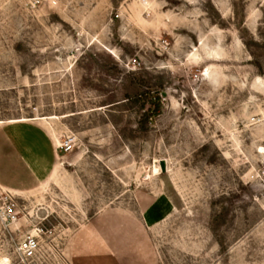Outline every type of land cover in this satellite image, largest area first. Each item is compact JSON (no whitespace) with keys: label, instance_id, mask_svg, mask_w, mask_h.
<instances>
[{"label":"rangeland","instance_id":"374dc122","mask_svg":"<svg viewBox=\"0 0 264 264\" xmlns=\"http://www.w3.org/2000/svg\"><path fill=\"white\" fill-rule=\"evenodd\" d=\"M0 175V262L264 264V0H0Z\"/></svg>","mask_w":264,"mask_h":264},{"label":"crops","instance_id":"0c3cea01","mask_svg":"<svg viewBox=\"0 0 264 264\" xmlns=\"http://www.w3.org/2000/svg\"><path fill=\"white\" fill-rule=\"evenodd\" d=\"M24 159L26 160L27 167H30L32 171L39 177L40 184L45 179L40 176V170H37L35 157H30L29 154L24 152ZM0 184L3 188L11 191H27L34 187L20 189L14 187L9 181L3 179L0 175ZM95 223L103 224V218L88 221L82 233L79 234L78 251L75 252L74 258L76 264H121L120 258L129 257L128 254L121 253L116 247V235L109 234L106 230L103 232V228L97 229ZM132 235H128V242L132 240ZM133 255V253H131Z\"/></svg>","mask_w":264,"mask_h":264},{"label":"built area","instance_id":"2783aa9c","mask_svg":"<svg viewBox=\"0 0 264 264\" xmlns=\"http://www.w3.org/2000/svg\"><path fill=\"white\" fill-rule=\"evenodd\" d=\"M62 147L70 149V142H65ZM10 213L4 217V223L16 220V213L9 206ZM43 229L38 228L34 234H28L18 244L17 251L23 260L34 258L42 249V233Z\"/></svg>","mask_w":264,"mask_h":264},{"label":"trees","instance_id":"16d2710c","mask_svg":"<svg viewBox=\"0 0 264 264\" xmlns=\"http://www.w3.org/2000/svg\"><path fill=\"white\" fill-rule=\"evenodd\" d=\"M147 93H144L142 95H140V97H146ZM148 98H144L143 100L145 101V103H150V107L146 110V116L148 117H154L155 115H157L162 107H163V100L162 97L160 96L159 93H154L153 95L151 94L150 97V101L147 100Z\"/></svg>","mask_w":264,"mask_h":264},{"label":"bare ground","instance_id":"6f19581e","mask_svg":"<svg viewBox=\"0 0 264 264\" xmlns=\"http://www.w3.org/2000/svg\"><path fill=\"white\" fill-rule=\"evenodd\" d=\"M22 120H25V119H21V120H10L9 122H14V121H22ZM60 146V145H59ZM157 173V172H156ZM5 259V258H4ZM6 261L7 260H4L2 262H0V264H6Z\"/></svg>","mask_w":264,"mask_h":264}]
</instances>
